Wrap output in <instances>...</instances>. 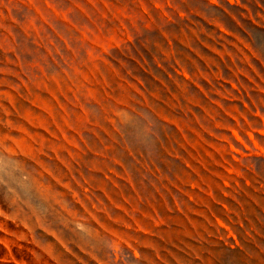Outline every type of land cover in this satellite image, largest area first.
I'll use <instances>...</instances> for the list:
<instances>
[{
  "label": "rangeland",
  "instance_id": "374dc122",
  "mask_svg": "<svg viewBox=\"0 0 264 264\" xmlns=\"http://www.w3.org/2000/svg\"><path fill=\"white\" fill-rule=\"evenodd\" d=\"M0 264H264V0H0Z\"/></svg>",
  "mask_w": 264,
  "mask_h": 264
}]
</instances>
